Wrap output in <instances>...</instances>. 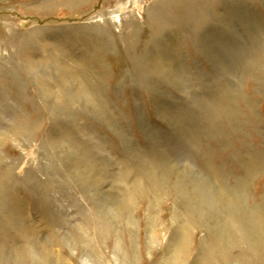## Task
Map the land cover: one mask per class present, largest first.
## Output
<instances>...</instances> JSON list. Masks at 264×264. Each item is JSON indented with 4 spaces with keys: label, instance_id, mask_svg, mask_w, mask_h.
Wrapping results in <instances>:
<instances>
[{
    "label": "rangeland",
    "instance_id": "rangeland-1",
    "mask_svg": "<svg viewBox=\"0 0 264 264\" xmlns=\"http://www.w3.org/2000/svg\"><path fill=\"white\" fill-rule=\"evenodd\" d=\"M175 211L167 264H264V0H0V264H166Z\"/></svg>",
    "mask_w": 264,
    "mask_h": 264
},
{
    "label": "bare ground",
    "instance_id": "bare-ground-1",
    "mask_svg": "<svg viewBox=\"0 0 264 264\" xmlns=\"http://www.w3.org/2000/svg\"><path fill=\"white\" fill-rule=\"evenodd\" d=\"M199 184V183H198ZM205 184V183H204ZM237 189V188H236ZM229 192V190L227 191ZM226 194V192H224ZM105 195H110L112 196V193H110V191ZM230 193H227V195ZM232 199H236L237 195H239V193L233 192L232 193ZM222 196H224L223 194H221ZM114 196V195H113ZM221 196L220 199V204H219V210H218V215L217 217H215L214 219V223L212 228H210L209 231L210 235L205 238L204 240H202V247H201V252L199 254H201L200 256H207L208 258H211L212 253L219 247H216V244H224V241H227L228 239L231 238V230H232V225H233V219L232 217H226V215H228L226 212L228 211V206L231 205L230 200H225L223 199ZM229 196V195H228ZM104 197V196H103ZM228 199V198H226ZM113 201V200H112ZM115 201V200H114ZM235 205V204H234ZM233 205V206H234ZM230 207V206H229ZM109 212L111 213L113 211L112 207L110 206L109 208ZM227 210V211H226ZM155 207L154 205L149 207L148 209V221H149V227L153 226L154 223V219H155ZM179 211V210H178ZM186 212V211H185ZM174 223L175 225H177V228L175 231V242L173 245H171L170 247V251L169 254H167V258H166V264L169 261L175 262L176 259L181 258L180 255L183 252L184 249V242L188 236V231H189V216L187 217L186 214L181 213V212H176L174 213ZM147 219V217H146ZM191 220V219H190ZM231 225V226H230ZM32 228V229H31ZM31 228H25V230H22V234L25 236V238L27 237L29 239L30 242L34 243V240L32 239V237H35L36 235V230L33 228V226ZM8 230V229H7ZM20 230V229H19ZM35 230V231H34ZM150 232H151V228H149ZM190 232V231H189ZM38 230H37V234H38ZM22 235V236H23ZM23 236V237H24ZM38 236V235H37ZM7 237V236H6ZM39 237V236H38ZM27 239V240H28ZM33 240V241H32ZM231 240V239H230ZM115 245V244H114ZM215 245V246H214ZM43 253V252H42ZM36 255V253H35ZM40 255V254H39ZM41 257V256H40ZM39 258V257H38ZM198 258V257H197ZM36 259V258H35ZM34 259V260H35ZM196 260V259H195ZM197 262V261H195ZM38 263V262H37ZM35 262V264H37ZM200 264H202L200 262Z\"/></svg>",
    "mask_w": 264,
    "mask_h": 264
}]
</instances>
